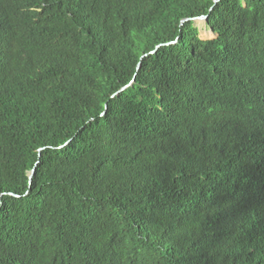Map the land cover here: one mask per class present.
I'll use <instances>...</instances> for the list:
<instances>
[{
	"label": "trees",
	"instance_id": "obj_1",
	"mask_svg": "<svg viewBox=\"0 0 264 264\" xmlns=\"http://www.w3.org/2000/svg\"><path fill=\"white\" fill-rule=\"evenodd\" d=\"M0 264H264V0H0Z\"/></svg>",
	"mask_w": 264,
	"mask_h": 264
},
{
	"label": "rangeland",
	"instance_id": "obj_2",
	"mask_svg": "<svg viewBox=\"0 0 264 264\" xmlns=\"http://www.w3.org/2000/svg\"><path fill=\"white\" fill-rule=\"evenodd\" d=\"M194 25L198 28L199 38L207 40L214 37L213 33L208 29L205 21H195Z\"/></svg>",
	"mask_w": 264,
	"mask_h": 264
},
{
	"label": "water",
	"instance_id": "obj_3",
	"mask_svg": "<svg viewBox=\"0 0 264 264\" xmlns=\"http://www.w3.org/2000/svg\"><path fill=\"white\" fill-rule=\"evenodd\" d=\"M191 20H192V22H193V24H194L195 21H205V17L193 18V19H191ZM125 88H126V86L120 88V90H119L117 93H119L120 91L124 90ZM117 93H116V94H117ZM33 173H34V171L31 170V172L28 174L29 179H31Z\"/></svg>",
	"mask_w": 264,
	"mask_h": 264
},
{
	"label": "bare ground",
	"instance_id": "obj_4",
	"mask_svg": "<svg viewBox=\"0 0 264 264\" xmlns=\"http://www.w3.org/2000/svg\"><path fill=\"white\" fill-rule=\"evenodd\" d=\"M211 34V33H210Z\"/></svg>",
	"mask_w": 264,
	"mask_h": 264
}]
</instances>
